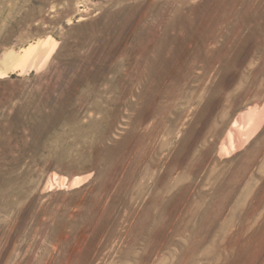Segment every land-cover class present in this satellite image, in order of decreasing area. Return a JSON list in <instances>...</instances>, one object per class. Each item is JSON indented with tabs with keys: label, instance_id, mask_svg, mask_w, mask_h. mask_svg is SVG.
Listing matches in <instances>:
<instances>
[{
	"label": "rangeland",
	"instance_id": "obj_1",
	"mask_svg": "<svg viewBox=\"0 0 264 264\" xmlns=\"http://www.w3.org/2000/svg\"><path fill=\"white\" fill-rule=\"evenodd\" d=\"M262 107L264 0H0V264H264Z\"/></svg>",
	"mask_w": 264,
	"mask_h": 264
},
{
	"label": "bare ground",
	"instance_id": "obj_2",
	"mask_svg": "<svg viewBox=\"0 0 264 264\" xmlns=\"http://www.w3.org/2000/svg\"><path fill=\"white\" fill-rule=\"evenodd\" d=\"M24 51L25 53L28 52L29 47L25 48ZM246 115H247L246 121L244 124H242L241 127H237L235 125V122L232 123L231 127H235V126L237 127L235 130L237 135L236 133L234 134V132L229 130L228 144L226 147H224V150H223L225 153L229 152L230 150H234L236 145H239L242 143V141L249 139L250 136L259 128L260 124L263 121V117H264V107L259 108V109L258 108L249 109L246 112Z\"/></svg>",
	"mask_w": 264,
	"mask_h": 264
}]
</instances>
